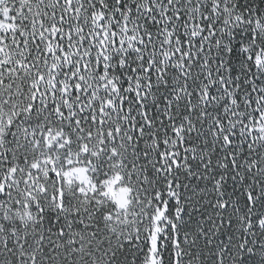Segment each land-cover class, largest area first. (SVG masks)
I'll list each match as a JSON object with an SVG mask.
<instances>
[{
    "label": "snow or ice",
    "instance_id": "1",
    "mask_svg": "<svg viewBox=\"0 0 264 264\" xmlns=\"http://www.w3.org/2000/svg\"><path fill=\"white\" fill-rule=\"evenodd\" d=\"M0 264H264V0H0Z\"/></svg>",
    "mask_w": 264,
    "mask_h": 264
}]
</instances>
